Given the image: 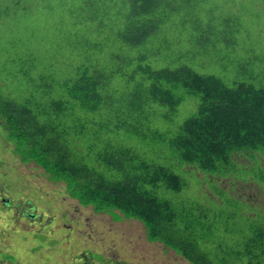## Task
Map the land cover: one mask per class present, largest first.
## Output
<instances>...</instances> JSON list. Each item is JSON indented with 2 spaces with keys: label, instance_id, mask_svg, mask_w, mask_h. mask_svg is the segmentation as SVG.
<instances>
[{
  "label": "trees",
  "instance_id": "1",
  "mask_svg": "<svg viewBox=\"0 0 264 264\" xmlns=\"http://www.w3.org/2000/svg\"><path fill=\"white\" fill-rule=\"evenodd\" d=\"M0 34V126L22 164L189 264H264V227L226 244L208 208L166 195H186L178 166L254 206L216 182L264 186V0H0Z\"/></svg>",
  "mask_w": 264,
  "mask_h": 264
},
{
  "label": "rangeland",
  "instance_id": "2",
  "mask_svg": "<svg viewBox=\"0 0 264 264\" xmlns=\"http://www.w3.org/2000/svg\"><path fill=\"white\" fill-rule=\"evenodd\" d=\"M31 24H25L21 28V34H26ZM257 25H250V29H256ZM26 28V29H24ZM256 32V31H255ZM264 35L257 34V39ZM19 36L15 39L18 40ZM2 34H0V40ZM0 54L3 46L0 42ZM37 52V51H36ZM17 58L18 54L14 52ZM166 54V53H165ZM2 56V55H1ZM29 57L28 54L25 55ZM196 62L194 66L200 74H214L221 77L218 68L207 60ZM19 75L20 71L15 69ZM208 67L206 70L204 68ZM1 75V73H0ZM9 86L20 88L19 78H11ZM9 144L5 141L4 131L0 126V160L3 158L6 168L0 163V263L1 264H73V257L79 253L88 255V264L94 261L102 264H187L181 258L168 251L162 243H149L146 234H141V226L122 220L113 224L106 214H95L91 207H81L75 200L66 196L62 184L49 182L44 171L34 164H22L20 160L10 152ZM173 162H171L172 164ZM184 179L183 193L169 194L167 197L179 199L187 197L191 211L207 210L208 215H215L219 230L225 237V242L234 243L233 237L242 238L240 232L247 231L250 224L256 227H264V218L260 212L264 210V186L250 183L232 182L233 179L219 180L216 182L219 188L228 194H236L242 200H249L254 196V206L248 203L238 202L234 197L222 200L215 195V191L208 184L199 186L198 177L189 175L178 166L173 169ZM187 171V169H185ZM13 184L12 186H10ZM232 185H235L232 188ZM263 186V189L260 187ZM243 188H249L243 190ZM263 190H261V189ZM206 196L217 201L216 208L212 211ZM231 199L235 203H228ZM14 204V205H13ZM259 211V212H258ZM9 225L5 228V225ZM231 230L229 234L227 229ZM142 230V229H141ZM7 231H13L10 235ZM15 231V232H14ZM240 239H238L239 241ZM206 247H209V241ZM10 257H7V255ZM103 256H105L103 258ZM10 261L11 263L7 262ZM82 263V262H81Z\"/></svg>",
  "mask_w": 264,
  "mask_h": 264
},
{
  "label": "flooded vegetation",
  "instance_id": "3",
  "mask_svg": "<svg viewBox=\"0 0 264 264\" xmlns=\"http://www.w3.org/2000/svg\"><path fill=\"white\" fill-rule=\"evenodd\" d=\"M91 255H95V254L91 253ZM104 257L105 256H103V258ZM71 260H73V264H86L87 263V256L84 253H79L77 257H73ZM103 261L104 260L102 259V262H100V264H102ZM94 264H95V261H94Z\"/></svg>",
  "mask_w": 264,
  "mask_h": 264
},
{
  "label": "clouds",
  "instance_id": "4",
  "mask_svg": "<svg viewBox=\"0 0 264 264\" xmlns=\"http://www.w3.org/2000/svg\"><path fill=\"white\" fill-rule=\"evenodd\" d=\"M110 221H111V219H110ZM112 222V221H111ZM131 222H133V223H136V224H139L140 226H141V229H139L140 231H141V234H143V233H145L146 234V231H145V229H144V226L141 224V223H139L138 221H136V220H132ZM113 223V222H112ZM113 224H117V222H114ZM146 240H147V237H146ZM147 242H149L148 240H147ZM149 243H156V242H149ZM164 246V245H163ZM165 247V246H164ZM168 251H170V252H172L174 255H176L177 257H179V258H181L182 259V261H185L187 264H189L185 259H183L182 257H180V256H178L177 254H175L171 249H169V248H167V247H165Z\"/></svg>",
  "mask_w": 264,
  "mask_h": 264
}]
</instances>
